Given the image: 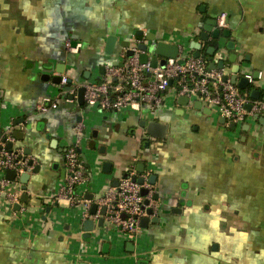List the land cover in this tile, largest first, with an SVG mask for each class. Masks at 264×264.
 <instances>
[{
    "label": "crops",
    "instance_id": "1",
    "mask_svg": "<svg viewBox=\"0 0 264 264\" xmlns=\"http://www.w3.org/2000/svg\"><path fill=\"white\" fill-rule=\"evenodd\" d=\"M222 13L231 37L220 40L213 61H224L229 79L240 65L251 79L244 92L259 90V98H251L264 105V0H0V130L23 134L13 149L28 152L34 166L26 191L17 178L19 201L28 195L20 210L0 190V264H264V109L232 128L215 109L196 108L199 101L185 106L173 94L139 114L80 107L52 82L60 64L73 87L87 76L100 79V68L113 64L121 43H133L139 31L192 54L200 47L204 56L217 42L200 40L203 27ZM110 35L118 37L113 56L105 52ZM68 42L79 45L78 52H70ZM47 97L58 109L37 114ZM20 118L25 123L14 125ZM151 120L168 126L164 140L144 135L141 123ZM79 123L89 178L79 186L82 203L51 205L44 197L65 178V151ZM141 164L156 176L159 221L141 229L134 251L108 222L85 238L84 201L95 203Z\"/></svg>",
    "mask_w": 264,
    "mask_h": 264
},
{
    "label": "built area",
    "instance_id": "2",
    "mask_svg": "<svg viewBox=\"0 0 264 264\" xmlns=\"http://www.w3.org/2000/svg\"><path fill=\"white\" fill-rule=\"evenodd\" d=\"M217 22L219 28L226 29L227 14H220ZM137 42L139 41L134 39L132 56H128L127 49L118 53L115 62L123 63V66H114L111 63L106 65L105 74L98 80L78 82L75 87L67 90L65 87L70 77L63 74L60 86L68 97L67 102L75 101L78 89L84 87V101L88 108L130 110L142 114L153 112L164 103L166 94H173V97H188L190 101H199L208 108L215 109L227 123L234 125L245 124L249 119L256 118L264 109L261 102L253 101L250 94L240 90L230 79L225 81L223 70L211 69L205 57H194L185 46L180 45L179 57L166 59L165 67L160 65L161 58L154 67L150 61L140 62V51L134 47ZM78 47L79 45L73 47L71 42L67 43L70 52H78ZM247 77L250 79V76ZM248 105H251L250 111L246 108ZM58 107V101L47 97L37 105L36 113L48 114ZM74 132V141L66 149L64 156L65 178L55 194L44 197L45 202L51 205L62 200L68 201L72 206L81 204L79 186L89 181L85 161L81 158L86 135L85 126L77 124ZM6 133V141L0 138V190L9 203L15 205L20 203L21 183H17V179L9 180L5 174L12 170L18 178L31 172L34 166L29 164L30 160L25 156L23 149H8L7 143H13L14 137L11 130ZM127 174L128 178L122 177L118 186L109 188L95 203L84 201L81 205L82 216L85 220L91 219L96 223L103 217L105 223L108 222L118 229L125 243L132 242L137 248L142 229L141 220L147 217L146 208L156 209L153 200L154 189L149 172L141 174L133 167ZM135 178L143 179V184L138 183ZM143 189L148 191L146 197L142 196ZM146 200L149 201L148 206H145ZM93 204H97L99 208L96 215H90ZM103 207L107 208L105 216L101 214ZM123 215H126V219Z\"/></svg>",
    "mask_w": 264,
    "mask_h": 264
},
{
    "label": "water",
    "instance_id": "3",
    "mask_svg": "<svg viewBox=\"0 0 264 264\" xmlns=\"http://www.w3.org/2000/svg\"><path fill=\"white\" fill-rule=\"evenodd\" d=\"M231 37V31L229 29H224V28H219L218 27V22L217 20H208L206 22V24L203 27V32L201 34V41L202 42H209V41H216L217 45L216 46H210L207 49V54L209 55L208 57V62H209V67L211 69H224V61L222 60L221 62H219L218 64L215 63L213 61V54L218 51L220 49V40L222 38L225 39H229ZM135 40L139 41L135 44L134 47H136V49L138 51H140L139 54V60L141 63H147L148 61H150L152 63V65L155 67L158 65V61L159 58H161V62L160 65L162 67H165L166 65V59L167 58H177L179 57V51H180V45L179 44H172V43H168L165 41H162V39L160 37H157L155 34L149 33V34H145L142 31H139L135 34ZM118 42V37L114 36V35H110L107 38V43H106V49L105 52L108 56H113L115 53V47L116 44ZM133 43L131 41H126L121 43V47L123 49H127V54L128 56H132L134 54V49L132 47ZM228 48H233L234 44L233 43H229L227 45ZM200 47H194V50H196V52L193 54L194 57H200L202 56L201 52L198 50ZM204 57V56H203ZM238 59V54H232L229 58V60L232 63H236ZM114 66H123V63H118V62H114L113 63ZM65 69L66 66L64 64H60L58 66L57 69V75L55 77L52 78V82L60 85L61 80H62V75L65 73ZM242 69L240 65H236V69L232 70V76L230 77V81L232 84L238 86V88L242 91H246L249 90L250 87V79L246 76V75H241ZM105 74V66H102L100 68V76H103ZM86 79H89V76L86 77ZM225 81L229 80V76H225L224 77ZM172 85V82H171ZM73 87V80L69 79L67 82V86L65 87V89L70 90ZM84 95H85V88L81 87L78 89L77 92V99L76 102L80 107H85V101H84ZM260 95V91L259 90H252L251 91V97L255 100H257L259 98ZM72 100H74L73 97H70ZM180 101L184 102V105L187 106L188 103L190 102V99L188 97H180L179 99ZM195 107L196 108H202V103L201 102H196L195 103ZM247 110L250 111L251 110V105H248ZM210 110V109H209ZM211 111V110H210ZM25 123V119L24 118H20L16 121H14V125L18 126L19 124H24ZM28 128H30L31 126V122H27ZM142 129L144 131V135L147 137H152L156 140H164L167 136L168 133V126L166 124H163L161 122H158L156 120H151L149 122L147 121H143L141 123ZM232 128H234V124H232ZM11 130V129H9ZM7 130V131H9ZM94 135L96 136V134L94 133ZM12 136L14 138H17L19 140L22 139L23 134L17 131H13L12 132ZM19 136V138H18ZM0 138L3 139V141H6V136L4 135L3 131L0 130ZM55 144L57 145L56 141ZM54 146V144H53ZM7 147L8 149H13V143L8 142L7 143ZM56 147V146H54ZM104 149V148H103ZM101 149V153H104V150ZM25 156H29V153L26 152ZM81 157L85 160V155H81ZM86 161V160H85ZM29 164L32 166L33 162H29ZM56 166V165H55ZM87 168H89V166L87 165ZM112 169V165L109 162H105L103 165V170L104 172H111ZM145 170L144 165H139L138 167V172L139 173H143ZM40 171V166H35L34 168V173L38 174ZM63 173H66V170H63ZM6 178H8L11 181H14L17 179V174L15 171L12 170H8L6 172ZM31 175L30 173H24L20 176V180L21 182L24 184L23 190L26 191V184L28 183L29 179H30ZM124 178H128V174H125L123 176ZM135 180L140 183L143 184V179H136ZM150 182L152 185H154L156 183V176H152L150 178ZM119 181L116 180L114 181V186H118ZM148 194V191L143 189L142 190V196L146 197ZM90 200H93V197L91 196L89 198ZM153 200L155 202L159 201V197L158 196H154ZM28 202V195L26 193H24L22 195V198L20 200V203L15 205V209L20 210L22 208L21 203H27ZM149 205V201L146 200L145 201V206ZM98 206L97 204H93L91 210H90V215H96L98 212ZM106 211L107 208L103 207L101 209V214L103 216L106 215ZM157 209L154 208H146V214L147 217L143 218L141 220V228L142 229H147L150 223H157L159 221V216L156 215ZM123 218L126 219V215H123ZM105 225V220L104 218H100L99 221L96 223L95 221L91 220V219H87L84 220L83 222V226H84V231L86 232L85 238L90 239L91 233L96 230L97 228L99 229H103ZM109 248V244L106 243L103 246V252H107ZM127 249L130 251H134L135 246L134 243L129 242L127 243Z\"/></svg>",
    "mask_w": 264,
    "mask_h": 264
},
{
    "label": "trees",
    "instance_id": "4",
    "mask_svg": "<svg viewBox=\"0 0 264 264\" xmlns=\"http://www.w3.org/2000/svg\"><path fill=\"white\" fill-rule=\"evenodd\" d=\"M206 49H207V48L205 47L204 50H203V54H204V57H205V58H207V55H206V53H205V50H206ZM198 50L200 51V48H199ZM248 91H250V90H248ZM81 158H82V157H81ZM82 159H83V158H82ZM83 160H84V159H83ZM84 161H85V160H84Z\"/></svg>",
    "mask_w": 264,
    "mask_h": 264
}]
</instances>
